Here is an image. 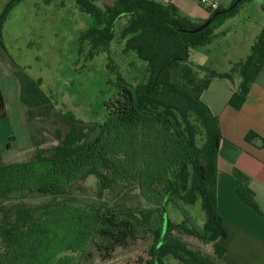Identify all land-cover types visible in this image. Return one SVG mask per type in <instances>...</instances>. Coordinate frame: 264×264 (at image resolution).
I'll list each match as a JSON object with an SVG mask.
<instances>
[{
  "label": "trees",
  "instance_id": "obj_1",
  "mask_svg": "<svg viewBox=\"0 0 264 264\" xmlns=\"http://www.w3.org/2000/svg\"><path fill=\"white\" fill-rule=\"evenodd\" d=\"M25 0H9L0 13L3 30L12 11ZM89 15L90 24L78 41V54L94 60L108 57L116 95L106 102L103 122L79 121L59 112L38 81L18 73L21 99L33 117L59 115L67 133L50 149L39 146L24 163L0 160V264H80L94 247L110 260L119 247L151 237V264H220L226 234L217 205L220 121L202 101L215 78L235 88L229 106L239 111L264 66V30L251 54L229 73L210 70V52L227 33H216L219 21L236 17L244 0L199 34L178 30L202 25L183 17L172 4L153 0H118L104 8L97 0H73ZM210 10L214 13L232 6ZM208 17V18H209ZM207 18V19H208ZM92 20V22H91ZM0 116L6 105L0 91ZM42 119V118H41ZM49 122V120L45 119ZM50 123V122H49ZM248 143L264 139L250 132ZM94 177L98 198L117 187L137 188L149 208H100L82 203L76 184ZM238 196L260 212L249 178L235 170ZM49 198L39 205L24 201ZM201 201L207 213L203 227L187 206ZM173 205L190 225L187 235L213 245V255L190 251L175 238L167 206ZM182 229V227H181Z\"/></svg>",
  "mask_w": 264,
  "mask_h": 264
},
{
  "label": "rangeland",
  "instance_id": "obj_2",
  "mask_svg": "<svg viewBox=\"0 0 264 264\" xmlns=\"http://www.w3.org/2000/svg\"><path fill=\"white\" fill-rule=\"evenodd\" d=\"M61 1L68 5L67 9L61 8L59 5L62 2L58 5L59 1H54L53 5L47 2L46 6L26 2L10 15L3 34V48H0V63L4 65V71L12 72L17 80L20 72L38 81L59 112L79 121L103 122L107 114L106 102L116 95V88L112 84L116 75L107 67L109 61L106 54L90 61L79 56L78 41L88 29L90 17L80 10L75 1ZM117 1L97 0V3L98 7L104 8ZM229 3L226 2L224 7ZM235 14V25L210 52V70L218 74L229 73L237 63L245 60L264 30V0L248 1ZM224 22L226 20L218 21L215 26ZM4 88L7 108L6 116H0V160L5 164L24 163L33 158L38 146L42 149L57 146L67 133V127L59 115L31 118L22 102L21 92L18 93L16 84L9 77ZM76 187L77 198L82 203L91 202L97 208L101 207L103 201L116 209L151 206L141 198L135 187H117L103 200L98 198L99 184L94 177L76 184ZM48 199L36 195L24 202L39 205ZM187 207L197 224L203 227L208 218L202 202L199 200L195 206ZM167 215L173 236L184 243L188 250L213 255L212 244L187 235L186 229L190 230V225L184 222V216L175 206H167ZM153 240L151 237H139L127 246L117 248L107 261L101 259L94 247H90L88 254L91 257L85 255L80 264H151Z\"/></svg>",
  "mask_w": 264,
  "mask_h": 264
},
{
  "label": "crops",
  "instance_id": "obj_3",
  "mask_svg": "<svg viewBox=\"0 0 264 264\" xmlns=\"http://www.w3.org/2000/svg\"><path fill=\"white\" fill-rule=\"evenodd\" d=\"M7 1L0 0V13ZM54 1H59L58 5L62 2L59 6L63 9L68 8L61 0H25L11 14L26 2L46 6L47 2L53 5ZM153 1L172 4L183 17L194 23L204 22L210 15V10L201 4V0ZM208 1L217 3L219 7L229 2ZM10 19L11 17L7 22ZM234 21L235 17L227 20L216 33L228 34L231 26L235 25ZM4 70V65L0 63V91L7 105V93L4 88L6 80L9 77L16 84L18 93L21 92V84L12 72ZM234 92L235 88L230 81L215 78L202 95V101L219 118L222 134L218 158L217 205L219 215L223 219L221 226L226 236L221 237L218 242L226 249V253L220 264H264V148L259 142L246 141V136L250 132H255L264 139V66L247 102L239 111L229 106ZM235 170L249 178V187L254 192L260 212L252 209L238 196L239 183L233 177Z\"/></svg>",
  "mask_w": 264,
  "mask_h": 264
},
{
  "label": "water",
  "instance_id": "obj_4",
  "mask_svg": "<svg viewBox=\"0 0 264 264\" xmlns=\"http://www.w3.org/2000/svg\"><path fill=\"white\" fill-rule=\"evenodd\" d=\"M242 1L244 0H236L235 3L226 8L225 10H221L219 12H216L214 13L212 16H210L206 21H204L202 23L201 26L197 27V28H193V29H182V30H178L180 33H183V34H191V35H194V34H199L203 31H205L207 28H209L212 23L220 16L222 15H225L227 13H229L230 11H232L234 8H236Z\"/></svg>",
  "mask_w": 264,
  "mask_h": 264
},
{
  "label": "built area",
  "instance_id": "obj_5",
  "mask_svg": "<svg viewBox=\"0 0 264 264\" xmlns=\"http://www.w3.org/2000/svg\"><path fill=\"white\" fill-rule=\"evenodd\" d=\"M201 4L212 11L218 9L219 7L217 3L209 2L208 0H201Z\"/></svg>",
  "mask_w": 264,
  "mask_h": 264
}]
</instances>
